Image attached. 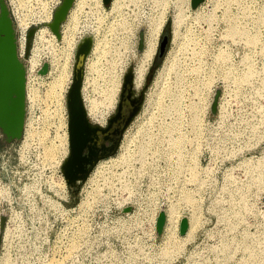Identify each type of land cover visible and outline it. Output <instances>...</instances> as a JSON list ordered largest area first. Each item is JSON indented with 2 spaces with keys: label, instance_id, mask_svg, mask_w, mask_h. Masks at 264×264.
Returning a JSON list of instances; mask_svg holds the SVG:
<instances>
[{
  "label": "rangeland",
  "instance_id": "rangeland-1",
  "mask_svg": "<svg viewBox=\"0 0 264 264\" xmlns=\"http://www.w3.org/2000/svg\"><path fill=\"white\" fill-rule=\"evenodd\" d=\"M30 1L9 0L21 57L25 30L35 27L23 61L22 136L0 143V264H264V0H202L195 8L189 0H117L114 9L102 5L100 20L88 0H73L58 39L46 25L57 0H40L38 10ZM84 35L92 43L81 86L94 63L86 92L97 101L114 77L116 98L128 65L133 80L148 46L154 47L150 65L162 35L166 42L149 71L142 108L113 157L117 164L94 171L72 200L58 165L76 43ZM157 80L174 94L162 97L168 110L148 124L144 108ZM148 125L140 159L136 148ZM124 169L126 189L118 181L104 185L103 176ZM182 217L187 227L180 233Z\"/></svg>",
  "mask_w": 264,
  "mask_h": 264
},
{
  "label": "water",
  "instance_id": "water-1",
  "mask_svg": "<svg viewBox=\"0 0 264 264\" xmlns=\"http://www.w3.org/2000/svg\"><path fill=\"white\" fill-rule=\"evenodd\" d=\"M109 1L110 0H101V3L104 7H107ZM200 1L202 0H189L190 8H195ZM72 2L73 0H60L53 9L50 20L46 23L50 32L54 34L57 39L60 37V24L66 18ZM33 30L34 27H30L27 30L24 56L21 57L17 50L15 29L7 5L4 0H0V136L5 144H10L12 141L19 140L22 136L26 112V66L23 61L28 52ZM137 35V52H140L143 44V33L141 29L138 31ZM91 43L92 37L90 35L80 37L76 43L71 82L66 93V105L68 100H70L81 113H84L83 103L80 98L83 63L90 50ZM37 72L40 74L46 72L45 62H42ZM131 76L132 66L128 65L123 77H128L130 79ZM218 94L219 89H215L209 105V110L212 114L216 111ZM3 219L4 217L1 215L0 228L3 224ZM163 220L164 216L160 211L155 223L156 232H160ZM186 227V218L182 217L178 224L179 232L183 233Z\"/></svg>",
  "mask_w": 264,
  "mask_h": 264
},
{
  "label": "flooded vegetation",
  "instance_id": "flooded-vegetation-1",
  "mask_svg": "<svg viewBox=\"0 0 264 264\" xmlns=\"http://www.w3.org/2000/svg\"><path fill=\"white\" fill-rule=\"evenodd\" d=\"M4 1L7 5L6 0ZM13 26L15 29L14 22ZM164 39L166 40L162 35L152 60H150V65H148V71L144 73L138 87H134L132 76L129 79L128 77L124 78V74L122 75L114 107L106 115L103 123L100 124L92 120L87 115L84 105V113H81L68 100L66 105V144L58 165L60 176L64 182L65 198L73 200L83 194L81 193L82 189L86 186L96 167L102 161L111 159L118 153L123 135L142 108L150 79L149 71L155 67V63L163 53L166 42ZM0 143H4L1 136ZM66 202L68 201L66 200Z\"/></svg>",
  "mask_w": 264,
  "mask_h": 264
},
{
  "label": "bare ground",
  "instance_id": "bare-ground-1",
  "mask_svg": "<svg viewBox=\"0 0 264 264\" xmlns=\"http://www.w3.org/2000/svg\"><path fill=\"white\" fill-rule=\"evenodd\" d=\"M84 2V0H82ZM90 2V4H92V8H94V13H96L99 17L98 20H100V12L102 13L101 9H103L102 7V3H101V0H88ZM116 1L117 0H110L109 1V7L114 9L116 8ZM186 2H188V0H186ZM74 13V12H73ZM49 18L48 16V13L47 14H43L42 15V19L43 18ZM73 17V16H72ZM73 19V18H72ZM177 19L178 21L181 20V17L178 15L177 16ZM161 24V23H160ZM158 29V28H157ZM72 25L68 26V30H67V35H66V41L69 43H73V41L71 40V34H72ZM46 31L45 30H41L40 33H41V36L44 35ZM69 43V45H70ZM99 43V41H98ZM69 48V47H68ZM99 48V44L94 48V51L97 53V49ZM153 48H151V45L148 46L147 50L145 51L146 53V63L142 66H140V68H138L135 72H134V77H133V83L134 85L137 87L141 84V81L143 79V76H144V73L147 69V65L149 63V57L151 55V53L153 52ZM100 51H101V48H100ZM97 55V54H96ZM148 56V57H147ZM167 58H168V55L165 57L164 61H163V64L161 66V68L159 69V74L157 76V79L158 77L160 76V74L162 73L163 70H165V67L167 66ZM169 64V63H168ZM95 69V64L94 63H90L89 64V67L87 69V71H85V74H84V80H83V84L81 86V97H82V101H83V105L85 107V110L87 112V115L92 119L94 120L95 122H98V123H103L104 122V119H106V115L108 114V110L109 108H112L114 107V102H115V95H116V92H117V89H118V79L119 78H113V80H111V85L108 86V88H106V90L104 91L103 93V97L102 99L100 98V100H95L94 98H90L86 92V83H88V76L87 74L89 73L88 71H91V70H94ZM87 72V73H86ZM91 73V72H90ZM91 77V76H90ZM94 77V76H93ZM96 79V78H95ZM55 80V79H54ZM94 80V79H93ZM160 80H157L154 84V89L152 90L151 94L149 95V97L147 98V101H146V106L144 108V113H146V117H147V120H148V124H150L152 122V118H154L155 116L157 117V115H161L164 111H166V109L168 110V106L169 105H164L163 104V99L162 97L164 95H167V96H172L174 93L173 91L167 87H164V83L161 82V84L159 83ZM96 82V81H95ZM100 82V81H99ZM106 82V81H105ZM53 83V86L55 84L56 85H59L60 84V76L58 79H56V81L52 82ZM93 85H94V82H93ZM92 86V85H91ZM98 86V85H97ZM96 86V87H97ZM95 87V86H94ZM59 88V87H58ZM90 88V87H89ZM165 88H167V90H165ZM92 89V87H91ZM105 89V88H104ZM52 90V89H51ZM59 90V89H58ZM95 90V89H94ZM93 91V90H92ZM91 91V92H92ZM97 91V90H95ZM99 95V94H98ZM100 96V95H99ZM97 98V97H96ZM99 99V98H98ZM156 110V111H155ZM111 112V111H110ZM161 112V113H159ZM165 114V113H164ZM145 118V117H144ZM90 119V120H91ZM146 119V118H145ZM74 124V123H73ZM149 125L147 128H144L142 129V131L140 132V134H142V141H140L141 143L138 144V147L136 148V151L138 153V155H140V159L143 157L142 154L144 153L146 147H147V142L149 141H144V136L149 134L150 131H148L149 129ZM149 136V135H148ZM127 139V138H126ZM125 139V140H126ZM129 139V138H128ZM148 139V138H147ZM146 139V140H147ZM124 140V141H125ZM131 140V139H130ZM130 140L128 142H130ZM127 142V143H128ZM127 143H123L122 144V150L126 149L127 148ZM178 143V142H177ZM175 146L176 144L173 143ZM129 145V144H128ZM147 150V149H146ZM127 153V151H126ZM121 154V153H120ZM124 157V156H123ZM122 157V158H123ZM118 157L117 158H111V159H108L106 160L105 162H101L100 165L97 166L96 170L95 171H99L103 168H109L111 170L112 166L117 164L118 162ZM122 162L126 163L127 164V157L123 158V161L121 160V164ZM105 170V169H104ZM103 171V170H102ZM106 171V170H105ZM104 172V171H103ZM112 175L110 176H103V183L104 185H108L109 184V188H111V184L114 183V186L115 187V184H116V181H118L120 183V186L124 189L127 188V186L125 185L126 184V181H124V177L127 173H129L128 169H124L123 171L121 172H116V170H112ZM97 173V172H96ZM98 185L96 186V189H98ZM115 189V188H114Z\"/></svg>",
  "mask_w": 264,
  "mask_h": 264
},
{
  "label": "built area",
  "instance_id": "built-area-1",
  "mask_svg": "<svg viewBox=\"0 0 264 264\" xmlns=\"http://www.w3.org/2000/svg\"><path fill=\"white\" fill-rule=\"evenodd\" d=\"M36 1H37V2H36ZM6 2H7V7H8V10H9V13H10V15H11V18L13 19V22H14V24H15V19H14L13 15H12V10H11L12 5L10 4L9 0H6ZM38 2H40V0H31V1H30V4L33 3V4L35 5L36 10H38V4H37ZM48 2L52 3V0H48ZM58 2H59V0H57L54 4H52L53 6H51L50 11H53V9H54L55 6L58 4ZM32 24H33V23H30L29 26L32 25ZM34 24H35V23H34ZM31 27H35V26H31ZM27 28H28V27H27ZM27 28H26V30H25V34H26V31H27ZM29 28H30V27H29ZM18 36H19V28H18V27L16 26V24H15V37H16L17 50H18Z\"/></svg>",
  "mask_w": 264,
  "mask_h": 264
}]
</instances>
